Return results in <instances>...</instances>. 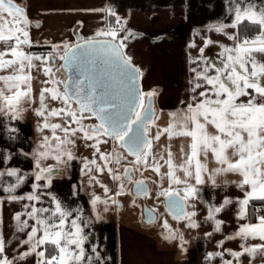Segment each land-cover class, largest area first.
Returning <instances> with one entry per match:
<instances>
[{
	"label": "snow or ice",
	"instance_id": "snow-or-ice-1",
	"mask_svg": "<svg viewBox=\"0 0 264 264\" xmlns=\"http://www.w3.org/2000/svg\"><path fill=\"white\" fill-rule=\"evenodd\" d=\"M225 5L226 17L195 30L204 43L198 54L188 53L192 75L187 98L180 101L181 107L170 110V121L163 129L169 140H188L186 146L181 144L177 160L171 144L165 146L166 157L154 152L162 134L154 103L158 93L143 88V71L127 51L130 39L144 35L128 26L130 16H121L111 5L88 9L102 13L105 22L92 35L76 31L74 41L44 38L41 42L30 33L33 23L39 29L41 22L30 18L27 7L17 0H0V69H11L0 74V132L10 143L0 147V264H112L110 255H102L106 245L95 235L94 222L104 219L99 204L105 211L110 204L122 206L114 197L133 181V164L151 168L158 176L157 196L165 198L174 219L186 221L190 228L211 223L212 231L203 234L208 239L221 234L222 239L215 241L217 249L206 252L205 264H215L217 259L219 264H244L245 255L248 264H255L256 258L264 264V0H225ZM249 29L254 34L249 35ZM212 32L230 43L214 40ZM212 44H219V52L210 57L205 49ZM35 46L50 47L37 52ZM187 47L196 48V40ZM37 67L48 77L33 109L41 139L29 145L30 150L12 151L24 140L17 125L25 119L22 105L35 103L31 69ZM49 95L61 106L49 107ZM77 139L93 149L91 159L74 153ZM109 142L113 151H102L101 146ZM125 152L134 161L124 164L122 171L114 170L113 164L119 167L127 159ZM15 156L29 161L31 167L15 166ZM49 158L56 164H46ZM74 160L82 161L80 173L89 184L99 183L97 174L105 171L119 182L120 191L112 197L90 193L94 216L79 204L72 207L52 190L54 178L62 176ZM210 161L215 166L210 167ZM229 174L238 179H227ZM147 180L136 179L129 191L149 195ZM206 184L222 190L235 185L241 195H224L219 203L214 198L208 201L203 197ZM82 185L83 181L73 184V197L79 198ZM102 186L105 193L110 191ZM5 203L20 206L11 221L4 219ZM198 203L207 208L199 219ZM225 211L234 213L238 225L229 233L219 218ZM148 218L155 220L154 210H148ZM164 227L169 230L166 239H175L176 231L166 219ZM179 238L186 252L182 233ZM237 238L238 250L223 247L225 241Z\"/></svg>",
	"mask_w": 264,
	"mask_h": 264
},
{
	"label": "crops",
	"instance_id": "crops-1",
	"mask_svg": "<svg viewBox=\"0 0 264 264\" xmlns=\"http://www.w3.org/2000/svg\"><path fill=\"white\" fill-rule=\"evenodd\" d=\"M17 2L27 7L33 21L41 22L39 29L34 23L30 27L31 36L41 42L44 38L53 42L63 39L74 41L76 31L83 35H92L105 22L100 18L102 13L87 11L88 9L111 5L121 16H130L128 26L144 35L130 39L127 51L143 71L141 78L143 88L147 91L160 87L154 102L158 109V125L162 134L159 141L154 143V152L157 156L164 154L166 157L165 146L171 144L174 157L177 160L181 158L179 149L181 144L187 145V138L173 137L169 140L163 129L170 121V110L181 107L180 101L187 98L188 79L192 75L189 72L188 53L198 54L199 46L204 43L200 36L195 35V30L202 28L211 20L226 17L228 14L225 0H17ZM81 21L82 24L78 23ZM210 35L221 43H230L222 34L212 32ZM193 38L196 40L197 47L190 49L187 45ZM218 52L219 44L209 45L205 49V55L210 57L217 55ZM8 72H11V69H0V74ZM36 76L32 81H35ZM41 88L42 86L37 88L32 85V95L35 93L37 96ZM22 107L26 109L25 119L17 126L24 140L17 142L15 147H12V151L20 147L30 150L28 146L36 144L32 123L28 119V116L33 118L32 106L24 104ZM0 147H10V143L5 140L2 132H0ZM12 163L24 169L31 167L29 161L19 156L13 157ZM161 164L163 165V161ZM209 166H215L214 162L210 161ZM75 167L77 166L71 168L72 176L55 177L52 190L68 201L72 207L79 204L84 207L88 215L94 216L95 213L92 212L89 204L90 198L84 191L80 192L79 198L71 194L73 184H79L76 183L78 169ZM165 170L166 165L162 167V171ZM146 177L151 189V180L157 182L158 176L149 168L146 171ZM227 179L234 181L238 177L229 174ZM164 187H167V182ZM224 195L240 196L241 192L235 185H229L226 190L213 188L210 184L204 186L205 200L212 201L214 198L219 203ZM197 207L200 210L197 215L199 219L206 215L207 208L203 203H198ZM19 209L18 204L5 203L3 207L5 221H11L12 214ZM98 211L101 213L100 209ZM101 215L104 219L94 222V232L100 242L106 245V252H102V255H110L112 264H205L206 252L216 250L215 241L222 239L220 233H215L211 239L204 237L205 232L212 231L211 223L202 224L199 228H190L186 221L180 220L176 238L169 240L166 239L169 230H152V223L145 225L141 222L142 226L135 224L128 226L107 218L104 212ZM219 218L225 221L223 225L225 233L231 232L238 226L232 211L219 214ZM5 231L10 234V229L6 228ZM181 233L184 236L186 252L180 248ZM239 245L240 241L237 238L225 241L223 247L238 250ZM243 260L244 264H248L247 255L243 257ZM215 264H219L218 259ZM255 264H260L259 258H256Z\"/></svg>",
	"mask_w": 264,
	"mask_h": 264
},
{
	"label": "rangeland",
	"instance_id": "rangeland-1",
	"mask_svg": "<svg viewBox=\"0 0 264 264\" xmlns=\"http://www.w3.org/2000/svg\"><path fill=\"white\" fill-rule=\"evenodd\" d=\"M34 50L39 52V51H47L48 49H45V50L44 49H39V50L34 49ZM34 63L39 65V61H34ZM58 63H57V66H58ZM31 75H32V79L34 78L35 75H37L35 81H32L33 86L37 88L40 86L44 87L42 82L47 80L48 77L43 73L42 70H39L38 67L33 68L31 69ZM159 88L156 87L155 88L156 91H158ZM33 96L36 97L35 103L31 105L32 106L31 115H33V118H29L31 116H28V119L32 123L34 142H37L38 140L41 139V133L37 131V128H36L37 117L33 109L37 107L39 104L38 93H37V96L35 95V93H33ZM47 103L49 107H60L61 106L60 101L53 100L50 97V95L48 96ZM58 119H59L58 117L53 118L54 121ZM157 124H158V120H157ZM45 131H48L50 133V130H45ZM155 131H156V126L154 125L152 128V133L155 134ZM101 150L106 151V152L113 151L112 143L109 142L107 145H102ZM73 151L77 156H86V157H89L90 159L92 158L91 153L93 149L90 147H85L83 141L80 139H77V144L73 148ZM125 156H127V159L126 160L122 159L121 165L119 167H117L115 164L112 165L114 170L122 171L124 164H132V162L134 161V158L129 156L126 152H125ZM46 164L54 165L56 164V161L52 158H49L46 161ZM74 166H77L75 168L78 169V171L76 172V175H77L76 183L83 181L82 186L84 188V192L88 195L89 198H90V193H92L93 191L99 194L101 197H105V196L112 197L113 193L120 191L119 182L116 180H113L111 174H108L107 171H105L104 173L97 174L98 180L100 181L99 183L89 184L88 177L82 176L80 173V168L82 166V161L80 160H74L72 162L71 167L67 168L65 173L62 176H67V177L72 176L71 168L72 167L74 168ZM133 167L136 168V171H134L133 173V178L135 180L140 179L142 176L146 177L147 169L146 170L142 169L141 166L134 165V164H133ZM151 182H152V186L150 189V194L147 195L145 198H139L136 195H134L133 193L134 191H129L133 189V182H126L125 190L120 192L119 195L114 197L115 199L120 200L122 206H116V205L110 204L107 207V211H105L104 210L105 206L101 203L98 205V209L101 210V214L104 212L105 216H108L107 218H110L114 220L115 222H120V223L122 222L128 226H131L134 224L142 226L141 224L142 207H143V204H146L158 212V217L156 221L152 223L153 225H151L152 230H156V229L166 230V228L164 227V220L166 219L169 225H171V228H173L175 231H178L179 230L178 222H180V220L178 221L174 219L173 216L166 210V207L163 203V200L165 198L163 196H157V191L160 189L159 184L153 179L151 180ZM102 185H107L110 191L108 193H105ZM133 199H135V203L132 202Z\"/></svg>",
	"mask_w": 264,
	"mask_h": 264
},
{
	"label": "water",
	"instance_id": "water-1",
	"mask_svg": "<svg viewBox=\"0 0 264 264\" xmlns=\"http://www.w3.org/2000/svg\"><path fill=\"white\" fill-rule=\"evenodd\" d=\"M155 103V102H154ZM148 187H149V189H150V186H149V184H148ZM149 209H151L152 210V208L151 207H149V206H145L144 207V210H143V213H144V218H143V220H144V222H146V223H153L155 220H156V218H155V220L154 221H150L149 220V218H148V210ZM168 211V210H167ZM154 213H155V217H157V215H156V212L154 211ZM171 214V213H170Z\"/></svg>",
	"mask_w": 264,
	"mask_h": 264
},
{
	"label": "flooded vegetation",
	"instance_id": "flooded-vegetation-1",
	"mask_svg": "<svg viewBox=\"0 0 264 264\" xmlns=\"http://www.w3.org/2000/svg\"><path fill=\"white\" fill-rule=\"evenodd\" d=\"M134 181H135V179L133 178V189H134ZM134 193V192H133ZM134 195H135V193H134ZM137 197H139V198H145L146 196H137ZM165 200V199H164ZM164 200H163V203H164ZM165 205V204H164ZM145 206H148V205H146V204H143V207H142V217H141V222L143 223V224H145V225H147L148 223H146V222H144V220H143V218H144V213H143V210H144V207ZM152 210H154L153 208H152ZM167 210V209H166ZM155 212H156V215H157V217H158V212L156 211V210H154ZM157 217H156V219H157ZM156 221V220H155ZM154 221V222H155ZM151 224V223H150Z\"/></svg>",
	"mask_w": 264,
	"mask_h": 264
},
{
	"label": "trees",
	"instance_id": "trees-1",
	"mask_svg": "<svg viewBox=\"0 0 264 264\" xmlns=\"http://www.w3.org/2000/svg\"><path fill=\"white\" fill-rule=\"evenodd\" d=\"M248 34L249 35H252V34H254V31L252 30V29H249V31H248ZM50 46H44L43 48L42 47H40V46H35L34 47V49H36V50H39V49H48Z\"/></svg>",
	"mask_w": 264,
	"mask_h": 264
}]
</instances>
